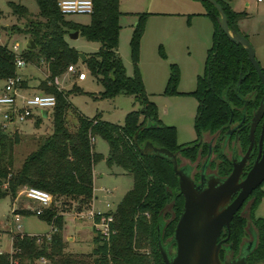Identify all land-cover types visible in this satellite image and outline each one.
<instances>
[{
    "label": "trees",
    "instance_id": "obj_1",
    "mask_svg": "<svg viewBox=\"0 0 264 264\" xmlns=\"http://www.w3.org/2000/svg\"><path fill=\"white\" fill-rule=\"evenodd\" d=\"M34 1L39 9L37 17H32L21 4L9 2L8 5L13 14L24 19L19 30L35 43L34 49L24 47L20 56L28 63L45 65L46 77L39 80L36 88L56 97L52 110V131L38 138L35 147L15 166L14 149L20 142V134L16 130L7 133L0 126V199L5 196L14 199L22 188L49 193L51 203L41 208L40 213H35L36 208L33 211L13 209L12 213L35 214L50 226V231L44 235L12 234L11 251L0 254V264H34L37 260L46 264H164L159 252L158 234L172 255L175 250L172 238L184 199L170 159L159 153L141 152L140 148L149 141L174 153L179 166L180 158L195 162L208 152V143L201 141L205 132L219 136L229 123L243 119L237 138L244 151L249 142V121L263 96L261 80L244 47L231 41L219 27L216 19L218 11L213 4L204 1L206 11L203 14L209 16L213 23L212 42L206 53L204 71L197 76L195 89L184 93L198 100L194 117L197 137L191 142L179 144L176 127L164 124L159 118L157 106L145 91L138 67L140 40L149 13H138L133 27L129 40L133 74L128 76L117 52L122 13L119 0H91L93 8L88 24L67 20L58 7L59 0ZM216 1L226 15L229 29H235L247 38L238 27V22L247 13L234 10L224 0ZM72 31H77L87 41L99 44L96 51L85 54L82 62L86 71L102 86L96 98L110 99L124 93L132 95L139 104V109L125 114L122 124L104 120L100 114L87 117L69 101L71 94L93 93L84 91L77 84H72L69 89L58 88L55 79L65 73L68 65L80 60L78 51L65 39L66 34ZM15 60V53L6 45H0V79L18 74ZM261 69L264 74V68ZM178 81V68L176 64H171L164 93L180 95ZM21 86H29L26 79L21 81ZM72 107L77 112L74 130L69 129L67 123V112ZM39 121L37 119L35 124L38 125ZM95 136L102 137L108 144L107 166L115 165L131 174L133 184L114 210L94 216V222L101 215L112 216L109 235L103 236L93 225L92 250L72 253L66 250L64 214L56 203L60 200L67 205L75 202L78 210L90 206L93 168L104 159L94 149L91 138ZM219 139L220 136L212 150L222 159L220 172L228 174L231 162L220 151ZM263 184L264 181L248 197L253 198L249 218L256 229V236L246 251V264L253 259H264V217L254 216L264 197ZM241 209L230 221L229 236L223 241L225 249L219 253L221 260L229 249L232 250L231 257L235 258L247 247L243 241L247 219L241 215ZM227 233L228 230L224 229L222 237H226ZM236 252L238 255L235 256Z\"/></svg>",
    "mask_w": 264,
    "mask_h": 264
},
{
    "label": "rangeland",
    "instance_id": "obj_2",
    "mask_svg": "<svg viewBox=\"0 0 264 264\" xmlns=\"http://www.w3.org/2000/svg\"><path fill=\"white\" fill-rule=\"evenodd\" d=\"M231 7L236 11H245L247 16L238 22L245 31L250 41L255 57L261 68H264V4L257 0H230ZM14 2L25 6L32 17L38 16V6L34 0H0V45L9 49L14 43L19 44V49L25 47L28 37L19 28L23 27L24 19L12 13L8 3ZM120 26L117 52L125 67L128 76L133 74L130 59L129 40L133 27L138 18V13H149L145 21L144 32L140 40L138 67L142 76L145 91L149 99L157 106L158 116L166 125H173L177 130V142L188 143L196 139L194 117L198 100L192 95L184 93L193 91L196 87L198 75L204 71V62L207 50L211 46L213 23L209 16L204 15L205 3L202 0H119ZM234 9V10H235ZM67 20L81 24L90 22V14L70 13L64 15ZM240 23V24H239ZM67 43L74 47L78 53H91L98 49L97 42L87 41L82 36L71 38L66 34ZM176 64L179 71L177 91L180 95L170 96L164 93L170 74V65ZM76 66L86 72V80L75 82L74 76L65 73L59 78V85L63 89L71 88L77 84L87 94H71L69 101L77 110L87 117L100 114L101 118L113 123L122 124L124 116L131 110L139 109V104L132 95L120 93L110 99L96 98L102 86L95 77L90 75L79 60ZM22 79H26L31 91H37L39 80L46 77L44 64L35 65L26 62L18 69ZM5 84V79H0V90ZM75 109V108H74ZM73 107L67 112V123L71 130L77 124V112ZM36 120L30 119L22 124H10L5 129L12 133L17 129L20 142L15 146V166L22 158L35 147L38 138L52 131V110L47 117L42 118L38 125ZM96 152L108 154V144L100 136L94 137ZM202 160V159H201ZM180 166L186 167L184 159L180 158ZM188 166V165H187ZM97 177L94 183L93 198L90 206L78 210V205L71 202L69 205L58 201L56 206L63 210L65 225L63 239L66 241V250L72 253H88L93 244V221L87 216L91 208L95 213H105L114 210L125 193L133 184L131 174L122 171L119 167L107 166L104 159L95 165ZM198 171V170H196ZM99 173H103L100 177ZM264 191V184L261 186ZM14 199L5 196L0 199V250L9 252L11 237L16 233L44 235L50 231V226L35 214L23 215L18 213L19 221L14 222L13 209H27L35 203L32 210L41 207L36 201L26 196L25 188ZM253 198H249L243 206L241 214L247 218L246 227L252 228L249 219L250 205ZM37 204V205H36ZM83 207V206H82ZM44 208V207H41ZM255 217H264V197L254 211ZM17 224L19 225L17 227ZM254 230V229H253ZM254 240L245 232L243 241ZM173 251V249H171ZM238 255V252L234 254ZM34 264H46L37 260ZM250 264H264L263 260L253 259Z\"/></svg>",
    "mask_w": 264,
    "mask_h": 264
},
{
    "label": "water",
    "instance_id": "obj_3",
    "mask_svg": "<svg viewBox=\"0 0 264 264\" xmlns=\"http://www.w3.org/2000/svg\"><path fill=\"white\" fill-rule=\"evenodd\" d=\"M213 4L218 11L216 17L221 30L234 43L240 44L247 52L248 59L256 70L262 86L263 96L261 102L250 120L249 139L250 144L244 156L232 163L230 174L220 180L210 177L206 185H203L205 175L201 172V183L197 184L189 173V167H181L174 153L164 147H156L147 141L140 148L141 152L159 153L170 159L175 173L178 175L179 191L183 196L184 204L180 217L176 223L172 242L175 250L170 255L168 247L162 244L158 234V246L164 264H246V251L250 248L252 241L248 243L245 250L239 256L232 258L225 254L223 260L219 253L223 240H218L221 231L225 228L229 232V225L233 215L239 210L247 197L264 181V119L262 130L258 140V154L241 179L245 162L249 157L254 143V130L259 120L264 115V74L255 57V51L244 35L235 29H229L227 18L220 4L216 0H202ZM71 38H76L79 33L72 31L68 33ZM26 49H34L35 43L28 38L25 43ZM81 62L85 60V54L78 53ZM240 80L238 81V84ZM43 117L47 113L42 112ZM208 159L202 165V170L207 165ZM235 196L233 197V195ZM233 197V198H232ZM159 231V227H158Z\"/></svg>",
    "mask_w": 264,
    "mask_h": 264
},
{
    "label": "built area",
    "instance_id": "obj_4",
    "mask_svg": "<svg viewBox=\"0 0 264 264\" xmlns=\"http://www.w3.org/2000/svg\"><path fill=\"white\" fill-rule=\"evenodd\" d=\"M58 7L63 15L70 13L91 14L93 5L91 0H59ZM11 50L16 55L15 67L18 70L26 64V61L20 56L22 50L19 49L18 43H14ZM65 73L75 75L77 80H83L86 77V72L78 68L76 64L68 65ZM22 80L19 74L9 77L5 79V84L0 90V126L3 129H6L10 124L18 125L30 119L41 120L44 118L42 112L45 110L48 115L49 111L53 110L56 104L54 94L46 93L39 89L33 92L29 89V86H21ZM55 82L58 85L57 78ZM58 88L62 89L59 85ZM91 141L94 142V137L91 138ZM25 191L26 196L38 202L41 207L50 205L51 195L49 193L35 188H25ZM41 207L35 209L36 214L40 213ZM95 214L92 209H89L87 212V216L92 219L95 228L103 236L107 237L110 233L109 223L112 221V216L101 215L99 220L94 222ZM18 221L19 215L16 213L14 214V222ZM1 253L3 252L0 250Z\"/></svg>",
    "mask_w": 264,
    "mask_h": 264
},
{
    "label": "flooded vegetation",
    "instance_id": "obj_5",
    "mask_svg": "<svg viewBox=\"0 0 264 264\" xmlns=\"http://www.w3.org/2000/svg\"><path fill=\"white\" fill-rule=\"evenodd\" d=\"M263 119H264V115L262 116V118L259 120V122L257 123V125L255 127V130H254V143H253L252 149L250 151L249 157H248V159L245 162V166L243 168V173L241 174V179L244 178V176L246 175L247 171L252 166V164H253V162H254L257 154H258V140H259V136H260L261 130H262ZM242 122H243V119H242L241 122L229 123L227 125V128L224 131V133L219 135L220 139L218 140V142H219L220 151L222 152L223 155H225L230 160V162H231V171H232V167H233L232 166L233 161L234 160L239 161L244 156V154L247 151L248 146L250 144L249 131H248V140H249L248 145H247V147H246V149L244 151L240 147V144H239V141H238V138H237V132L240 129V126H241ZM248 127H249V130H250V121H249ZM217 136H218L217 134H210L208 132H205L202 135L201 141L208 143V152L203 158H199L195 162H190L189 160H186V159L183 158L184 159V164L186 165V167H189V173H190L191 177L193 178V180L197 184L201 183V172L202 171H203V173L205 175V178H204V181H203V185L204 186L206 185L207 180L211 176L222 180V179L226 178L230 174V173L222 174L220 172V164L222 162V159H220L217 156V154L215 152H213V150H212L213 145L216 142V139L219 137V136L218 137ZM263 144H264V133H263ZM206 159H208L207 165L202 170V165L204 164ZM196 170H198V171H196ZM234 196H235V194L233 195V197ZM248 197H247V199H248ZM247 199L243 202V204H242V206L240 208L243 209V206L246 203ZM242 209H241V211H242ZM241 215L243 216V214H241ZM248 216H249V214H248ZM224 229L221 231V233L219 235V239L223 240V241L229 236V232H228L226 237H222ZM245 231H246V234H248L251 238H253V235H254V239H255L256 229L253 227V225H252V228L249 227V226L246 227ZM250 242H251V240H250ZM245 243H247V245H248L249 242L247 241ZM224 245H225V242H222L220 251H222V249L223 250L225 249ZM228 251H229L228 254L232 255V250L229 249ZM225 254H227V252Z\"/></svg>",
    "mask_w": 264,
    "mask_h": 264
},
{
    "label": "crops",
    "instance_id": "obj_6",
    "mask_svg": "<svg viewBox=\"0 0 264 264\" xmlns=\"http://www.w3.org/2000/svg\"><path fill=\"white\" fill-rule=\"evenodd\" d=\"M224 1H226V2H228L230 5H231V1L230 0H224ZM257 2H260V3H263V1H258L257 0ZM235 9V8H234ZM236 10V9H235ZM240 24V23H239ZM239 30H240V32H242L243 34L245 33V31L241 28V26L239 25ZM79 36V35H78ZM63 76V75H62ZM72 76H74V78H75V82L76 83H78V81H84V80H86V77H85V79H83V80H77L76 79V76L75 75H72ZM59 78H62L61 76L60 77H58L57 78V80H58V85H59ZM60 86V85H59ZM61 87V86H60ZM63 89V88H62ZM76 108V107H75ZM83 114V113H82ZM14 130H16L17 132H18V130L17 129H14ZM19 133V132H18ZM103 156H104V160L106 159V156L103 154V153H101ZM121 169V168H120ZM122 170V169H121ZM123 171V170H122ZM103 175V173H99V176L101 177ZM97 177V172H96V169H95V166H94V168H93V192H94V189H95V187H94V183H95V178ZM23 191V188L22 189H20L19 190V192H18V194H20L21 192ZM17 197H18V195H17ZM32 200V199H31ZM32 201H35V200H32ZM38 203V202H37ZM39 204V203H38ZM35 205V203H31L30 205H29V207H24V208H27L28 210H32V207ZM37 205V204H36ZM40 205V204H39ZM91 209V208H90ZM33 211V210H32ZM10 251H11V249H10Z\"/></svg>",
    "mask_w": 264,
    "mask_h": 264
}]
</instances>
